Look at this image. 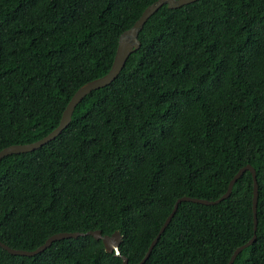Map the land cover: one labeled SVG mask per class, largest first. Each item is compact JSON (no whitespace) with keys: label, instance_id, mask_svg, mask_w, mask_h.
Wrapping results in <instances>:
<instances>
[{"label":"trees","instance_id":"obj_1","mask_svg":"<svg viewBox=\"0 0 264 264\" xmlns=\"http://www.w3.org/2000/svg\"><path fill=\"white\" fill-rule=\"evenodd\" d=\"M155 0H0V149L55 128L73 92L109 69L118 36ZM118 75L33 150L0 158V264H136L174 201L214 200L254 169L255 238L232 264H264V0L161 5ZM244 171L214 204L180 201L141 264H226L253 233Z\"/></svg>","mask_w":264,"mask_h":264},{"label":"water","instance_id":"obj_2","mask_svg":"<svg viewBox=\"0 0 264 264\" xmlns=\"http://www.w3.org/2000/svg\"><path fill=\"white\" fill-rule=\"evenodd\" d=\"M195 0H155L154 2L150 3L147 5L140 15L137 17V19L132 23V25L123 30L120 35L118 36L117 40V45L116 49L113 55V59L111 62V65L109 69L107 70L106 73H104L102 76H99L97 78L91 79L85 83H83L81 86H79L71 95L69 98L68 102L66 103L59 122L55 128H53L49 133H47L45 136L42 138L35 140L30 143H24V144H12L8 145L6 147H3L0 149V158L9 155V154H14V153H22V152H27L30 150H33L35 148H38L42 144L46 143L47 141L51 140L54 138L57 134L60 133V131L68 124L70 120V116L72 113V110L74 106L77 104V102L88 92L91 90L103 87L107 84H109L119 73L121 68L123 67L125 60L127 57L135 51L138 46L140 45V42L137 38L138 32L142 28L144 22L148 19L150 15H152L161 5L166 4L168 8H176L181 5H185L187 3L193 2ZM249 171L252 179V196H251V210H252V218H253V233L251 237L244 242L243 244L237 246L234 248L232 253L229 256V259L226 264H232L235 256L237 253L244 247L248 246L255 238V225H256V217H255V206H256V195H257V185H256V179H255V173L254 169L250 164H245L242 167H240L229 179L225 191L216 199L214 200H205V199H198V198H192L188 196H181L178 197L174 203L173 206L168 213V215L165 217L163 223L158 229L157 234L155 237L150 241L143 257L140 259V261L136 264H141L148 256L152 246L154 245L155 241L157 240L160 232L163 230L165 225L168 223L170 218L172 217L177 204L180 201H192V202H198L201 204H214L220 201L221 199L226 198L231 190L233 182L242 174L244 171ZM90 235L94 239L101 240V243L103 245L104 250L106 251H114L116 254H118V244L121 240V235L118 231H113L110 235L106 234H101L100 230L94 229V230H89L86 232H58L54 233L50 236H48L44 242L36 247L33 250L27 251V250H22V249H14L10 248L7 245L3 244L0 242V247L6 250L9 254L13 255H25V256H31L34 255L40 251H42L45 247H47L53 240L61 239V238H69V237H77V236H82V235ZM121 264H127V259L124 256H121Z\"/></svg>","mask_w":264,"mask_h":264}]
</instances>
